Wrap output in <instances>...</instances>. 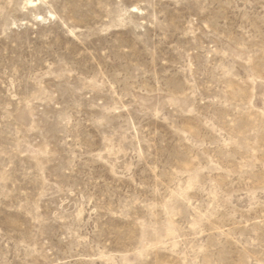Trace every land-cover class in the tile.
I'll return each mask as SVG.
<instances>
[{"label": "rangeland", "instance_id": "374dc122", "mask_svg": "<svg viewBox=\"0 0 264 264\" xmlns=\"http://www.w3.org/2000/svg\"><path fill=\"white\" fill-rule=\"evenodd\" d=\"M0 264H264V0H0Z\"/></svg>", "mask_w": 264, "mask_h": 264}]
</instances>
